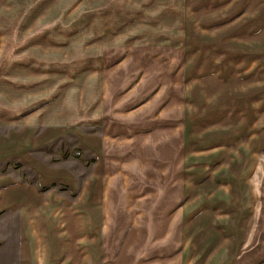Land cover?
I'll return each mask as SVG.
<instances>
[{
  "label": "crops",
  "instance_id": "crops-1",
  "mask_svg": "<svg viewBox=\"0 0 264 264\" xmlns=\"http://www.w3.org/2000/svg\"><path fill=\"white\" fill-rule=\"evenodd\" d=\"M34 39L38 55L42 42ZM37 63L8 56L7 39L0 33V264H264V149L263 153L251 149L264 105L254 102L257 96L247 95L254 92L261 100L264 87L261 81L259 93L252 92L253 82L257 83L252 71H243L241 92L250 101L243 104L240 126L248 133L242 139L235 126L231 133H216L225 123L221 115L230 112L236 119L235 100L224 111L191 106L190 101L207 97L208 88L185 74L183 61L178 106L180 188L167 186L166 170L172 169V162L164 154L169 140L162 136L157 144L162 186L109 190L108 156L99 137L83 139L80 159L45 165L44 70L42 61ZM99 67L89 66L87 93L102 99L107 88L109 103L104 108L98 102L89 118L104 119L107 109L112 121V101L117 105L120 97L110 92L127 87L135 73L129 75L131 70L124 66L123 80L114 83ZM51 74L64 76L65 70ZM55 88L48 96L53 106L63 97V91ZM70 96L69 92L66 97ZM162 101L157 105L160 115L166 113ZM171 115L169 111L162 122H171ZM196 131L206 136L198 140ZM258 142L261 147L262 132Z\"/></svg>",
  "mask_w": 264,
  "mask_h": 264
},
{
  "label": "rangeland",
  "instance_id": "rangeland-1",
  "mask_svg": "<svg viewBox=\"0 0 264 264\" xmlns=\"http://www.w3.org/2000/svg\"><path fill=\"white\" fill-rule=\"evenodd\" d=\"M0 10V33L7 39V55L33 60L34 64L37 59L39 65L42 61L45 165H58L69 157L80 159L83 139L99 137L108 156L109 190L162 186L157 162L162 136L169 140V151L164 154H169L172 162V169L166 170L170 172L167 186L180 188L178 106L183 61L186 71L188 68L185 74L200 79L208 88L207 97H200L202 102L189 100L193 108L224 111L229 101L235 100L236 119L225 111L221 115L224 126L216 133H231L235 126L236 136L245 139L248 132L240 126L246 109L243 104L250 101V95L264 105V91L261 100L253 92L259 93L261 81L264 87V0H3ZM35 37L42 42L38 55ZM91 64L103 67L106 78L114 83L123 80L120 71L124 66L131 70L129 75L135 73L125 90L110 92L120 97L118 104L122 102L118 106L112 101V121L107 118V109L104 119L89 118L98 102L107 107L110 91L104 89L102 99L98 94L89 97ZM247 69L257 83L253 82L256 88L244 100L241 88ZM63 70L64 76L51 74ZM51 78L59 79L52 82ZM52 88L63 91L54 106L48 97ZM159 100L166 110L161 115ZM169 111L171 122L163 123ZM121 118L131 124L122 125ZM144 126L147 128L140 129ZM256 130L251 149H262L263 153L264 118ZM261 132L263 145L259 147ZM202 134L196 131V139L206 136ZM16 222L13 215V234Z\"/></svg>",
  "mask_w": 264,
  "mask_h": 264
}]
</instances>
